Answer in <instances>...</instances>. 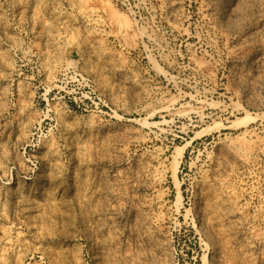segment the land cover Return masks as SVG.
<instances>
[{"label":"rangeland","instance_id":"1","mask_svg":"<svg viewBox=\"0 0 264 264\" xmlns=\"http://www.w3.org/2000/svg\"><path fill=\"white\" fill-rule=\"evenodd\" d=\"M0 264H264V0H0Z\"/></svg>","mask_w":264,"mask_h":264},{"label":"bare ground","instance_id":"2","mask_svg":"<svg viewBox=\"0 0 264 264\" xmlns=\"http://www.w3.org/2000/svg\"><path fill=\"white\" fill-rule=\"evenodd\" d=\"M173 179L175 186L177 188V193H178V198H181V188H180V180H179V166L176 168L174 174H173Z\"/></svg>","mask_w":264,"mask_h":264}]
</instances>
